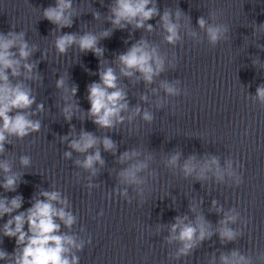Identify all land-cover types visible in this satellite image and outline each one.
Here are the masks:
<instances>
[{
	"label": "clouds",
	"instance_id": "9594fccd",
	"mask_svg": "<svg viewBox=\"0 0 264 264\" xmlns=\"http://www.w3.org/2000/svg\"><path fill=\"white\" fill-rule=\"evenodd\" d=\"M100 2L103 5V0ZM107 7L105 19L111 26L98 33L84 31L82 34L61 32L64 28H71L74 18L78 17L74 0H55L54 6L41 9L42 18L55 25L52 34L57 54L66 55L70 49L76 48L80 53L92 52L99 60L98 73H89L98 75L99 81L87 85L86 98L90 104L87 111L80 107L76 99L78 85L69 84L66 75L56 80L55 87L62 93L63 106L60 110L64 120L70 124L68 134L61 136L60 141L66 143L69 149L63 152L64 159L72 160L73 153L82 157L76 158L73 163L88 173L86 187L89 191L99 187L93 183V178L105 167L102 151L116 156L115 163L120 167L110 169V174H115L116 184L109 196L118 195L128 203L139 198L138 204L142 206L146 202V194L151 192L150 181L157 180L159 175L150 167L156 159L154 153L132 147L117 156V142L109 135H97L84 128L77 133L71 121L74 117L81 122L91 120L97 129L106 130L107 133L116 131L126 122L133 125L137 118L151 124L155 119L153 104L157 110H161L169 105L170 98L189 94L187 89L181 87L179 79L161 78L168 70H175L178 63L176 52L163 51L161 45L175 48L188 38L195 44L206 40L214 48L229 40L230 28L221 21L223 13L217 10H210L207 18L204 15L198 17L197 27L194 28L191 16L179 6L175 9L165 6L161 12L156 0H111ZM92 15L95 20L101 18L99 11L92 12ZM157 17L159 19L155 26L148 23ZM129 27L132 32L142 30L148 34L157 33L162 40L155 43L142 35L126 51L115 54L114 59L104 58L106 49L100 45V41L111 37L115 30ZM253 30V33L264 32V23H255ZM257 48L264 51V45L259 44ZM38 50L36 44L28 42L25 31L0 32V156H5V145L13 144V138L23 140L41 130V120L34 117L45 111V105L37 103V96L29 83H42V75L37 70L39 61L32 60ZM46 55V52L42 53L41 59ZM260 61L257 56L252 59V65L256 67ZM260 68L264 70V64H260ZM123 80L133 85L143 83L147 91L138 95L141 103L130 106L127 85ZM246 98L264 109V83L257 86L254 95L248 93ZM142 103L149 107H142ZM31 163L30 156H19L21 168L27 169ZM161 163L173 175L179 174L185 180L191 178L201 186L212 183L239 187L243 183V175L238 171L242 165L231 156L221 162L220 156L208 152L203 155L194 152L183 158L182 151L174 150L161 156ZM13 164L14 161L6 156L0 159V187L5 193L16 192L21 183H27L22 179L25 172L14 171ZM76 175L79 178L80 174ZM172 200L175 202L174 196ZM23 204L22 195L11 198L0 195V219L6 215L9 217L0 225V243L3 242L2 237L15 239L12 253L0 248V260L5 264H79L77 253L84 249L86 242L72 231L77 224V215L73 214L68 197L57 189L55 183L48 190L38 186V191L30 200L31 206L20 211ZM202 204V198L199 201L193 199L189 201L191 218L186 214L177 215L174 222L168 225H156V234L167 227L164 242L176 246L170 254L172 259L192 255L214 235L218 236L222 245L235 243L243 235L241 230L233 227L241 219L237 208L225 209L217 200H212L210 211L221 216L213 225L203 215ZM257 261L264 264V252L254 260L252 255L233 248L220 251L218 257L215 252L211 253L208 264H256Z\"/></svg>",
	"mask_w": 264,
	"mask_h": 264
}]
</instances>
